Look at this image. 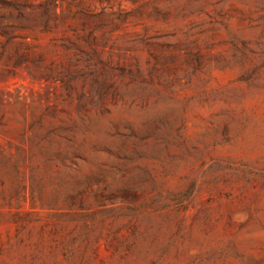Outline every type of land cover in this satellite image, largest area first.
Instances as JSON below:
<instances>
[{"label": "rangeland", "instance_id": "obj_1", "mask_svg": "<svg viewBox=\"0 0 264 264\" xmlns=\"http://www.w3.org/2000/svg\"><path fill=\"white\" fill-rule=\"evenodd\" d=\"M0 264H264V0H0Z\"/></svg>", "mask_w": 264, "mask_h": 264}]
</instances>
